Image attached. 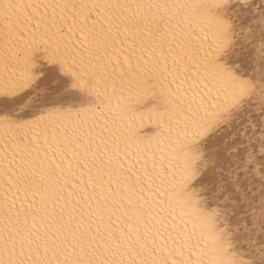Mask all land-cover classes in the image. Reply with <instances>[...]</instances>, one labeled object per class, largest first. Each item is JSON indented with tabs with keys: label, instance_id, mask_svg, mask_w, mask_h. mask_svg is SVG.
Masks as SVG:
<instances>
[{
	"label": "snow or ice",
	"instance_id": "1",
	"mask_svg": "<svg viewBox=\"0 0 264 264\" xmlns=\"http://www.w3.org/2000/svg\"><path fill=\"white\" fill-rule=\"evenodd\" d=\"M0 264H264V0H0Z\"/></svg>",
	"mask_w": 264,
	"mask_h": 264
}]
</instances>
